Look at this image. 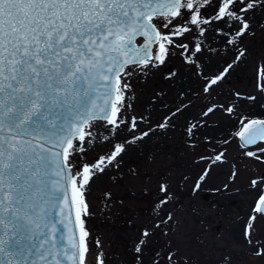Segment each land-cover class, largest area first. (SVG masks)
I'll return each mask as SVG.
<instances>
[{"label":"snow or ice","instance_id":"6c2138e0","mask_svg":"<svg viewBox=\"0 0 264 264\" xmlns=\"http://www.w3.org/2000/svg\"><path fill=\"white\" fill-rule=\"evenodd\" d=\"M257 3L0 0V264H87L89 232L83 217L89 215V206L85 188L97 173L114 162L118 165L128 143L113 144L110 152L93 161L78 159V155L86 157L87 147L93 143L94 122L106 121L118 130L124 123L125 93L131 88L124 83L125 77L139 70L173 78L176 73L167 66L170 57L179 55L184 62L194 63L191 57L204 53L209 32L220 36L226 45L235 44L228 37L234 33L242 38L248 33V13ZM210 6L215 11L208 16ZM207 51H213L210 45ZM243 55L240 52L237 59ZM231 68L229 64L211 79L205 78L203 91L209 93ZM213 110L209 107L205 115ZM226 111L231 113L232 108ZM131 123L135 130V117ZM240 125L233 136L244 156L264 163V119L241 118ZM147 135L144 132L135 139ZM223 156L218 153L214 161H222ZM208 174L205 171L200 181ZM235 176L233 171L230 179ZM200 181L194 191L201 187ZM259 181L264 182V176ZM251 185L260 188L256 179ZM223 187L228 190L227 185ZM160 191L167 197L166 185L161 184ZM254 212L264 214V189ZM61 214L71 233L67 246L52 239L55 224L50 228L48 222L50 216ZM254 220L255 216H250L243 229L249 244ZM135 251L141 253L142 248L138 245ZM255 255L264 256V250L258 247ZM165 259L176 264L173 253H167ZM96 262L104 264L103 254L97 255Z\"/></svg>","mask_w":264,"mask_h":264},{"label":"rangeland","instance_id":"374dc122","mask_svg":"<svg viewBox=\"0 0 264 264\" xmlns=\"http://www.w3.org/2000/svg\"><path fill=\"white\" fill-rule=\"evenodd\" d=\"M261 5L264 0H258L255 10L248 13L251 26L246 35L228 37L235 44L226 45L209 32L204 53L191 57L194 63L171 56L167 66L176 73L173 78L139 70L125 77L124 83L131 88L125 93L124 123L118 130L106 121L94 122L93 143L86 157L78 155V159L93 161L110 152L113 144L128 143L118 165L114 162L97 173L85 188L87 264H97L99 254L104 264H168L167 253L175 254L176 264H264V256L255 255L258 247L264 250V216L254 212L264 189V182L259 181L264 163L244 156L233 136L241 118L264 119ZM214 11L210 6L206 15ZM240 52L244 55L237 59ZM229 64L232 68L226 78L205 93V78L211 79ZM182 82L187 92L177 90L176 83ZM209 107L214 110L205 115ZM144 132L148 135L135 139ZM220 152L224 153L222 161H214ZM205 171L209 174L200 181ZM233 171L236 176L230 179ZM253 179L260 188L252 187ZM198 181L201 187L194 191ZM161 184L167 186V197L160 191ZM162 199L167 203H161ZM250 216H255L251 244L243 234ZM141 240L145 241L142 245ZM138 245L141 253L135 251Z\"/></svg>","mask_w":264,"mask_h":264},{"label":"water","instance_id":"95a60500","mask_svg":"<svg viewBox=\"0 0 264 264\" xmlns=\"http://www.w3.org/2000/svg\"><path fill=\"white\" fill-rule=\"evenodd\" d=\"M141 43H143V41H141ZM254 119V118H253ZM264 176L263 173H260L259 175ZM71 200V190H69V201ZM54 213L58 211V209H53L52 210ZM260 215L264 216V214L259 213ZM71 219L73 221V226L75 224V209H72V215H71ZM49 225L50 228L52 226V224H55V236L52 237V239H54L58 245H63V246H67L69 243V239L71 237V233L69 232V230L67 228H65V224L67 223V219L65 218V216L63 214L61 215H52L49 217ZM72 227V226H70ZM76 235L77 237L79 236V230L78 228L75 229ZM61 235H63V240H61Z\"/></svg>","mask_w":264,"mask_h":264},{"label":"bare ground","instance_id":"6f19581e","mask_svg":"<svg viewBox=\"0 0 264 264\" xmlns=\"http://www.w3.org/2000/svg\"><path fill=\"white\" fill-rule=\"evenodd\" d=\"M184 85L185 83L182 82V83H176V88L177 90H179L180 92L183 91V92H187L186 89L184 88ZM149 112V111H148Z\"/></svg>","mask_w":264,"mask_h":264}]
</instances>
